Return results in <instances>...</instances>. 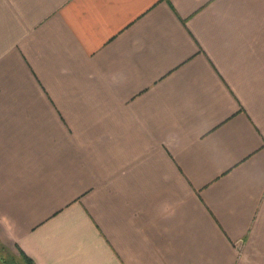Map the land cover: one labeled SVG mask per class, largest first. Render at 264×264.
Wrapping results in <instances>:
<instances>
[{"label": "crops", "instance_id": "obj_1", "mask_svg": "<svg viewBox=\"0 0 264 264\" xmlns=\"http://www.w3.org/2000/svg\"><path fill=\"white\" fill-rule=\"evenodd\" d=\"M0 238L264 264V0H0Z\"/></svg>", "mask_w": 264, "mask_h": 264}, {"label": "rangeland", "instance_id": "obj_2", "mask_svg": "<svg viewBox=\"0 0 264 264\" xmlns=\"http://www.w3.org/2000/svg\"><path fill=\"white\" fill-rule=\"evenodd\" d=\"M0 255L8 259L11 264H25L26 259L14 248L0 238Z\"/></svg>", "mask_w": 264, "mask_h": 264}, {"label": "flooded vegetation", "instance_id": "obj_3", "mask_svg": "<svg viewBox=\"0 0 264 264\" xmlns=\"http://www.w3.org/2000/svg\"><path fill=\"white\" fill-rule=\"evenodd\" d=\"M0 264H11L10 261L5 258H3L1 255H0Z\"/></svg>", "mask_w": 264, "mask_h": 264}, {"label": "trees", "instance_id": "obj_4", "mask_svg": "<svg viewBox=\"0 0 264 264\" xmlns=\"http://www.w3.org/2000/svg\"><path fill=\"white\" fill-rule=\"evenodd\" d=\"M23 258H24V256H23Z\"/></svg>", "mask_w": 264, "mask_h": 264}]
</instances>
